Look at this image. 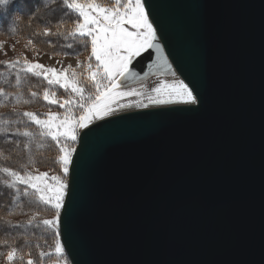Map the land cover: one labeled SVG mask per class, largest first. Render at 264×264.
Here are the masks:
<instances>
[{
  "label": "water",
  "instance_id": "water-1",
  "mask_svg": "<svg viewBox=\"0 0 264 264\" xmlns=\"http://www.w3.org/2000/svg\"><path fill=\"white\" fill-rule=\"evenodd\" d=\"M146 8L173 71L202 100L193 111L114 114L89 134L62 210L66 256L70 264H264V0H146ZM149 53L154 59L151 49L134 61L140 78L129 82L157 72Z\"/></svg>",
  "mask_w": 264,
  "mask_h": 264
},
{
  "label": "snow or ice",
  "instance_id": "snow-or-ice-1",
  "mask_svg": "<svg viewBox=\"0 0 264 264\" xmlns=\"http://www.w3.org/2000/svg\"><path fill=\"white\" fill-rule=\"evenodd\" d=\"M9 2L10 0H0V5ZM62 6L75 13L77 17L68 35L84 47H90V55L86 61L77 60L76 68L69 65L67 68L56 69L25 60L26 72L42 76L49 86L63 89L68 96L57 97L55 92H50L46 88L43 92V100L50 105H58L64 111L48 112L44 114V118L30 111L23 113L39 127V135L50 139L55 145L59 154L55 157L54 164H58L59 167L55 169L54 174L27 169L21 172L0 167V172L9 178L4 181L8 188L17 189L19 194L18 185H23L24 196H29L31 190V194L40 204L54 210L55 215L51 219L41 221L46 227L55 230L57 259L50 264H67V261L62 262L59 259L65 253V246L60 240L61 229L66 226L62 219V210L68 205L66 197L70 192L75 191L79 184L80 160L87 154L84 149L89 134L101 131L104 124L109 123L105 118L111 117L114 112L125 107L148 108L150 105L180 104L188 107L179 110L193 111L196 107L192 106H198L202 100L194 81L188 80L186 83L185 79H174L162 80L151 88L147 94V103L136 102L134 105L120 103L122 97L144 95L143 91L127 88L126 81L140 78V74L133 66L134 61L137 58L145 59L143 54L151 49L155 50L156 55L153 59L149 53L148 68H155L157 72L163 69L176 76L168 56L164 54V47L159 42L157 28L154 27V21L150 19L146 8V0H110L109 3L103 0H62ZM53 34L51 29L47 27L43 29V35ZM68 47L71 48L72 45ZM93 60L95 63L92 62ZM144 75L146 76L147 73L145 72ZM16 83L17 86L20 83L18 76ZM89 87L91 91L88 90ZM2 94L4 89L0 88V95ZM31 96L36 97L37 93L31 92ZM24 103L28 101L25 100ZM114 104L117 107H113ZM76 112L78 115L75 114ZM97 121L103 123H95ZM0 123H8V121H0ZM22 135L31 137L33 133L25 130ZM78 141H81L82 152L77 148ZM24 147L27 148L28 144L25 143ZM39 255L42 258L48 254L40 252ZM15 258L16 249L13 248L7 252L5 259L8 264H12ZM26 264H36V262L29 258ZM41 264H43L42 260Z\"/></svg>",
  "mask_w": 264,
  "mask_h": 264
},
{
  "label": "trees",
  "instance_id": "trees-1",
  "mask_svg": "<svg viewBox=\"0 0 264 264\" xmlns=\"http://www.w3.org/2000/svg\"><path fill=\"white\" fill-rule=\"evenodd\" d=\"M103 2L109 3L110 0ZM76 18L75 13L63 8L62 0H10L8 4L0 5V38H16L27 43L31 41V45L54 56H76L81 61H86L90 55V47H84L68 35ZM46 27L54 34L43 35ZM68 45L72 47L69 48ZM5 61L9 63H0V88L4 89V94L0 95V121L8 123H0V167L21 172L25 169L44 171L47 163L58 156V150L50 139L39 135V127L23 113L30 111L44 118V114L48 112H63L58 105H50L44 101L43 92L47 88L50 92H55L57 97H65L67 94L63 89L49 86L42 76L26 72L25 63L18 57ZM92 62L95 63L94 60ZM17 76L20 79L18 86ZM88 90L92 89L89 87ZM31 92H36L37 96H31ZM25 100L28 103H24ZM25 130L33 135L23 136ZM25 143L28 144L27 148L24 147ZM6 179H9L6 174L0 172V218L4 219L3 223L11 230L24 228L31 232L29 237H16L13 240L15 243L9 242L8 249H16V260L27 261L31 258L36 264H41V260L47 255L41 258L39 253L51 254L46 247L49 245L55 251L56 243L55 230L49 228L44 231L41 227L42 219L37 218L47 213L44 211L46 206L37 201L31 190L29 196H24L23 185H18L19 194L17 189L8 188L4 184ZM61 259L70 264L66 253Z\"/></svg>",
  "mask_w": 264,
  "mask_h": 264
},
{
  "label": "rangeland",
  "instance_id": "rangeland-1",
  "mask_svg": "<svg viewBox=\"0 0 264 264\" xmlns=\"http://www.w3.org/2000/svg\"><path fill=\"white\" fill-rule=\"evenodd\" d=\"M18 57L21 61L25 62V60L29 62H38L46 67H53L56 69H63L67 68L69 65H71L72 68L77 67V60H80L76 56H54L50 53H48L45 50L40 49L37 46L31 45L30 43H27L26 41H20L16 38L11 39H5L0 38V62ZM81 61V60H80ZM80 69H77L79 71ZM174 79H180L178 75L173 76L171 72H168L166 70H162L160 72H156L154 74H150L147 77L143 78L142 80L135 81V82H129L126 81V87L127 88H133L137 89L139 91H143V96H128V97H122L120 98L121 104H135L136 102H142L147 103V94L150 92L151 88L155 87L160 83V81H172ZM68 96V93H66ZM67 96L63 97L66 98ZM152 106H162V105H150ZM113 107H117V105H113ZM142 108H136L134 106L132 107H125L122 109H119L118 111L114 112V114L126 112V111H132ZM75 112V110H74ZM75 114L78 115V112ZM46 169L43 172H50V174H54L55 169L59 167L58 164H54V160L49 163H47ZM46 206V205H45ZM45 213L42 217H37L43 219H51L55 212L48 206L45 207L44 210ZM5 215V214H3ZM7 216V215H5ZM3 218H0V264H8L5 257L7 255V252L9 251V242L15 243L13 240L16 239V237H23L28 235L30 236V231L28 229L21 228L20 230H11V228H8L5 223H3ZM40 224V222H39ZM41 227L44 229V231L48 230L49 227H46L45 225L41 224ZM28 233V234H26ZM7 237V238H6ZM56 238V236H55ZM52 243V242H51ZM46 250H50L51 254L47 255L42 262L43 264H50V262L55 261L57 259V256L55 254L54 248L50 247L49 245L46 247ZM17 252V251H16ZM17 256V254H16ZM17 258V257H16ZM15 260L12 263L20 262V264H26L27 261H21ZM59 259L64 262L61 257Z\"/></svg>",
  "mask_w": 264,
  "mask_h": 264
},
{
  "label": "bare ground",
  "instance_id": "bare-ground-1",
  "mask_svg": "<svg viewBox=\"0 0 264 264\" xmlns=\"http://www.w3.org/2000/svg\"><path fill=\"white\" fill-rule=\"evenodd\" d=\"M177 74V73H176Z\"/></svg>",
  "mask_w": 264,
  "mask_h": 264
}]
</instances>
